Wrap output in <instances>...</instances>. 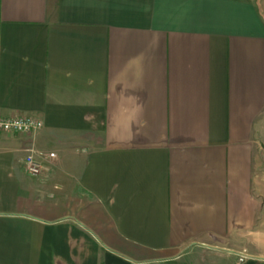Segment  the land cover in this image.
I'll list each match as a JSON object with an SVG mask.
<instances>
[{
    "label": "crops",
    "instance_id": "crops-1",
    "mask_svg": "<svg viewBox=\"0 0 264 264\" xmlns=\"http://www.w3.org/2000/svg\"><path fill=\"white\" fill-rule=\"evenodd\" d=\"M0 114V264H264V0H0Z\"/></svg>",
    "mask_w": 264,
    "mask_h": 264
},
{
    "label": "built area",
    "instance_id": "built-area-1",
    "mask_svg": "<svg viewBox=\"0 0 264 264\" xmlns=\"http://www.w3.org/2000/svg\"><path fill=\"white\" fill-rule=\"evenodd\" d=\"M44 124L41 120L29 117H4L0 114V133H13L28 135L40 131ZM56 155L45 153L44 151L31 148L25 159L26 172L33 178H39L43 172L44 158H55ZM241 258V262H243Z\"/></svg>",
    "mask_w": 264,
    "mask_h": 264
},
{
    "label": "rangeland",
    "instance_id": "rangeland-1",
    "mask_svg": "<svg viewBox=\"0 0 264 264\" xmlns=\"http://www.w3.org/2000/svg\"><path fill=\"white\" fill-rule=\"evenodd\" d=\"M195 252L209 264H231L228 255L234 254L222 243H212L208 247H199L195 249Z\"/></svg>",
    "mask_w": 264,
    "mask_h": 264
}]
</instances>
